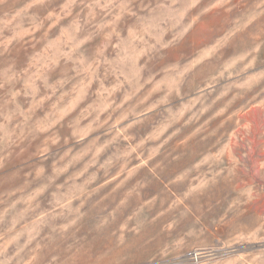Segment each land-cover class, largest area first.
I'll list each match as a JSON object with an SVG mask.
<instances>
[{
  "label": "clouds",
  "instance_id": "obj_1",
  "mask_svg": "<svg viewBox=\"0 0 264 264\" xmlns=\"http://www.w3.org/2000/svg\"><path fill=\"white\" fill-rule=\"evenodd\" d=\"M264 264V0H0V264Z\"/></svg>",
  "mask_w": 264,
  "mask_h": 264
},
{
  "label": "rangeland",
  "instance_id": "obj_2",
  "mask_svg": "<svg viewBox=\"0 0 264 264\" xmlns=\"http://www.w3.org/2000/svg\"><path fill=\"white\" fill-rule=\"evenodd\" d=\"M189 256L190 254L180 257L179 260L175 262V264H185V262L188 261Z\"/></svg>",
  "mask_w": 264,
  "mask_h": 264
}]
</instances>
